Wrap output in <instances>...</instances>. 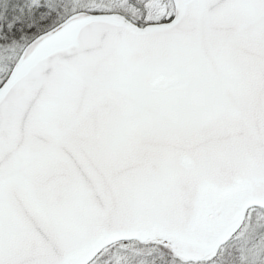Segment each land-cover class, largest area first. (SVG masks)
Wrapping results in <instances>:
<instances>
[{
	"label": "snow or ice",
	"instance_id": "snow-or-ice-1",
	"mask_svg": "<svg viewBox=\"0 0 264 264\" xmlns=\"http://www.w3.org/2000/svg\"><path fill=\"white\" fill-rule=\"evenodd\" d=\"M0 264H264V0H0Z\"/></svg>",
	"mask_w": 264,
	"mask_h": 264
}]
</instances>
